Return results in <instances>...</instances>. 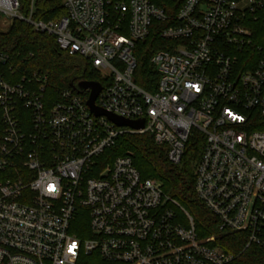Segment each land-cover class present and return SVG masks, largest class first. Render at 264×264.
Returning a JSON list of instances; mask_svg holds the SVG:
<instances>
[{
    "label": "built area",
    "instance_id": "built-area-1",
    "mask_svg": "<svg viewBox=\"0 0 264 264\" xmlns=\"http://www.w3.org/2000/svg\"><path fill=\"white\" fill-rule=\"evenodd\" d=\"M36 1L26 16L20 0H0V17L87 60L100 76L96 107L144 128L95 116L91 89L51 99L46 76L7 81L1 54L0 264L234 260L186 212L179 220L180 205L130 155L106 162L127 134L152 135L172 165L203 136L199 199L221 232L264 250V0H61L64 16L49 21L33 19ZM153 33L166 47L151 56L159 80L149 92L134 52Z\"/></svg>",
    "mask_w": 264,
    "mask_h": 264
},
{
    "label": "trees",
    "instance_id": "trees-1",
    "mask_svg": "<svg viewBox=\"0 0 264 264\" xmlns=\"http://www.w3.org/2000/svg\"><path fill=\"white\" fill-rule=\"evenodd\" d=\"M20 2L22 13L27 16L30 0ZM64 14L61 0H37L33 19L56 20ZM165 47L166 42L154 33L136 45L134 54L138 68L135 81L149 92L155 91L159 80L158 71L150 62L151 56ZM1 54L10 58L9 66L3 68L7 81H19L24 75L46 76L47 94L51 99H57L64 90L78 88L81 83H97L100 80L99 74L87 60L60 51L53 37L37 34L30 25L19 20L12 23L7 33H0ZM1 129L0 111V133ZM204 146L203 136H193L181 163L172 165L168 160L167 148L156 145L152 135L127 134L107 151L104 158L111 163L119 156L130 155L141 176L158 181L164 194L180 205L182 210H177L180 221L186 220V212L194 220L199 237H215L216 247L234 255V260L229 264H264V250L255 246L246 249L247 239L244 234L221 232L217 219L199 199L195 191V172Z\"/></svg>",
    "mask_w": 264,
    "mask_h": 264
},
{
    "label": "water",
    "instance_id": "water-1",
    "mask_svg": "<svg viewBox=\"0 0 264 264\" xmlns=\"http://www.w3.org/2000/svg\"><path fill=\"white\" fill-rule=\"evenodd\" d=\"M79 87L81 89H91L92 90L91 96H90L89 101H88V106H89L91 112L95 116H97V117L104 116L110 122H112L115 126H117L119 128H130L133 130H141L144 128V122L143 121H139V122L138 121H136V122L128 121V120L117 117L113 114H110L104 110L97 108L95 105V100H96L99 92L101 91L100 84H98L96 82H84V83H81L79 85Z\"/></svg>",
    "mask_w": 264,
    "mask_h": 264
},
{
    "label": "rangeland",
    "instance_id": "rangeland-1",
    "mask_svg": "<svg viewBox=\"0 0 264 264\" xmlns=\"http://www.w3.org/2000/svg\"><path fill=\"white\" fill-rule=\"evenodd\" d=\"M12 24H8L3 18L0 17V33H7Z\"/></svg>",
    "mask_w": 264,
    "mask_h": 264
},
{
    "label": "snow or ice",
    "instance_id": "snow-or-ice-1",
    "mask_svg": "<svg viewBox=\"0 0 264 264\" xmlns=\"http://www.w3.org/2000/svg\"><path fill=\"white\" fill-rule=\"evenodd\" d=\"M72 247H75V245H73ZM71 250V249H70Z\"/></svg>",
    "mask_w": 264,
    "mask_h": 264
}]
</instances>
